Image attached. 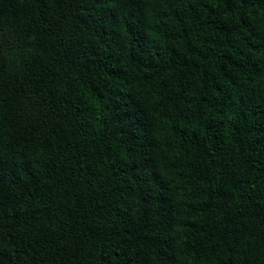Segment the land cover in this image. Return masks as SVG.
<instances>
[{"label":"trees","instance_id":"16d2710c","mask_svg":"<svg viewBox=\"0 0 264 264\" xmlns=\"http://www.w3.org/2000/svg\"><path fill=\"white\" fill-rule=\"evenodd\" d=\"M0 264H264V0H0Z\"/></svg>","mask_w":264,"mask_h":264}]
</instances>
